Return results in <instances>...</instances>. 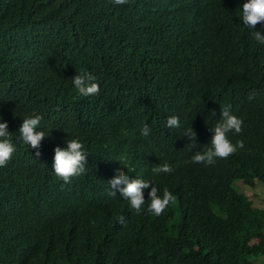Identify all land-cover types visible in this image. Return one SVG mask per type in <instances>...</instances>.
Returning a JSON list of instances; mask_svg holds the SVG:
<instances>
[{
    "label": "trees",
    "instance_id": "trees-1",
    "mask_svg": "<svg viewBox=\"0 0 264 264\" xmlns=\"http://www.w3.org/2000/svg\"><path fill=\"white\" fill-rule=\"evenodd\" d=\"M244 2L0 0V122L16 148L0 168V264H264V209L234 185L264 183V45L252 38L264 25H243ZM85 72L101 83L95 98L74 89ZM225 106L243 120L228 135L244 147L193 163ZM34 115L39 156L18 136ZM72 138L86 171L65 184L54 149ZM163 163L174 171L153 174ZM117 168L153 181L140 214L110 195ZM151 186L176 196L160 216L147 211Z\"/></svg>",
    "mask_w": 264,
    "mask_h": 264
},
{
    "label": "clouds",
    "instance_id": "clouds-1",
    "mask_svg": "<svg viewBox=\"0 0 264 264\" xmlns=\"http://www.w3.org/2000/svg\"><path fill=\"white\" fill-rule=\"evenodd\" d=\"M115 5H123L128 0H112ZM239 18L243 25L248 29H255L256 26L264 25V0H246L240 8ZM264 29L252 31V38L260 45H264ZM75 91L82 97L95 98L101 93V83L91 73H82L76 75L72 80ZM222 121L216 124L212 131L214 135L211 139V147L204 152H197L191 159L193 163L214 165L216 160L226 159L235 154L239 149L244 147L243 141H237L235 144L229 139V133L238 135L242 132L243 120L230 113V106H225L221 110ZM43 117L34 115L26 117L20 125L18 136L24 145L31 149H36V155L41 142L44 140L45 131L41 128ZM2 120V118H0ZM166 127L178 129L181 127L179 117L169 116ZM151 128L148 125H142L140 135L148 137ZM183 135L191 142L188 147L191 148L196 143V133L190 128H185ZM16 151L13 143L12 133L9 132L7 122H0V168L6 167ZM87 155L84 144L79 138L66 140V147H55L52 168L56 180L60 179L65 184L70 183L74 177H79L86 171ZM52 171V170H51ZM128 171H132L128 169ZM174 171L168 163H163L152 168L155 175L170 174ZM111 179L106 180V186H110V195L116 196L117 193L126 201L130 207L140 214L144 211L145 197L144 190L153 185V181L140 179L139 177L128 175L124 169L117 168ZM147 211L154 216H160L171 204L176 201V196L167 188L163 189L162 195L157 186H151L148 194ZM123 222L124 218H120Z\"/></svg>",
    "mask_w": 264,
    "mask_h": 264
},
{
    "label": "rangeland",
    "instance_id": "rangeland-1",
    "mask_svg": "<svg viewBox=\"0 0 264 264\" xmlns=\"http://www.w3.org/2000/svg\"><path fill=\"white\" fill-rule=\"evenodd\" d=\"M234 185L235 187L239 186L240 190L251 199L253 206L264 209V183H257L255 187L250 188L241 185L240 181L236 180Z\"/></svg>",
    "mask_w": 264,
    "mask_h": 264
}]
</instances>
